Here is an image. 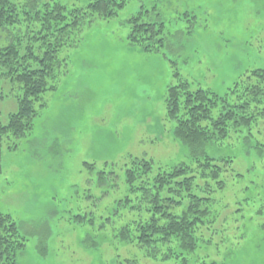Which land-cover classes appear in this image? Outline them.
I'll list each match as a JSON object with an SVG mask.
<instances>
[{
	"label": "rangeland",
	"instance_id": "rangeland-1",
	"mask_svg": "<svg viewBox=\"0 0 264 264\" xmlns=\"http://www.w3.org/2000/svg\"><path fill=\"white\" fill-rule=\"evenodd\" d=\"M37 1L86 7L91 0ZM139 13L165 23L161 51L130 43L129 20ZM1 33L0 44H8L11 33ZM73 37L80 42L59 52L63 73L37 103L33 130L0 134V211L13 216L26 240L18 264H264V152L256 149L264 145V124L203 149L233 157L234 171L215 193L217 229L203 232L186 258H150L120 242L119 227L135 215L127 206L116 210L118 199L133 194L125 182L131 156L164 168L194 164L167 116L175 69L192 88L221 96L245 71L264 69V0H128ZM4 93L7 123L20 90L9 83Z\"/></svg>",
	"mask_w": 264,
	"mask_h": 264
},
{
	"label": "trees",
	"instance_id": "trees-1",
	"mask_svg": "<svg viewBox=\"0 0 264 264\" xmlns=\"http://www.w3.org/2000/svg\"><path fill=\"white\" fill-rule=\"evenodd\" d=\"M127 2L91 0L86 7H70L60 2L39 5L37 0H0V40L2 30L11 33L8 44H0V99L9 83L20 90L17 110L10 113L7 123H2L0 111L1 135L24 137L33 130L37 103L46 91L57 89L63 73L59 52L80 42L73 36L79 38L85 23L112 18ZM129 23L132 45L148 53L162 50L163 21H147L139 13ZM173 76L167 89V116L176 123L175 137L191 147L194 164L164 168L152 159L131 156L125 182L133 194L118 199L116 208L127 206L135 215L119 227L120 242L137 245L150 258L161 254L186 258L183 255L195 252L203 241V232L217 229L220 215L214 209L215 193L226 187V173L234 171L229 167L233 157H213L203 149L232 133L264 124L263 68L245 71L226 96L192 88L176 69ZM232 93H236L234 98ZM256 149L264 152V145ZM25 241L13 216L0 211V264H18Z\"/></svg>",
	"mask_w": 264,
	"mask_h": 264
}]
</instances>
